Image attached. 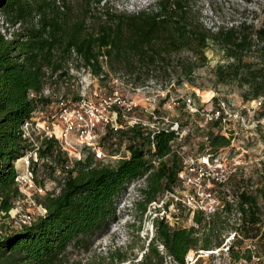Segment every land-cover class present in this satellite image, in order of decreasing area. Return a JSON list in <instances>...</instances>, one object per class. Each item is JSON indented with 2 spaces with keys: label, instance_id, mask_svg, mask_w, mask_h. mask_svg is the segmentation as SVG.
Instances as JSON below:
<instances>
[{
  "label": "trees",
  "instance_id": "trees-1",
  "mask_svg": "<svg viewBox=\"0 0 264 264\" xmlns=\"http://www.w3.org/2000/svg\"><path fill=\"white\" fill-rule=\"evenodd\" d=\"M90 1L85 0L80 15L73 16L72 9H61L57 0H0V12L10 22L22 25L11 40L0 34V210L7 211L18 196L14 162L26 149L19 127L41 102V98L28 97V92H38L65 66L71 47L85 62L93 60L95 72L100 69L97 56L104 49L108 67L125 72L134 84L150 78L170 81L173 76L177 82L187 79L194 83L195 71L207 63L206 49L215 43L225 58L213 68L215 80L245 87L241 94L245 101L264 96V0L258 2L262 15L254 11L249 22L215 30L200 22L190 0H158L150 12L106 24L114 17L109 14L88 25L85 16L90 13ZM47 68L51 74L46 73ZM122 133L130 134V154L114 165L90 166L91 157L77 161L76 172L59 192L41 197L47 208L44 217L0 237V264H122L127 260L116 246L100 261L68 262L67 255L69 246L88 248L117 221L118 199L131 180L143 177L133 201L142 213L165 189H172L177 179L180 159L171 150L172 133L160 131L152 140L137 127ZM208 138L213 151L229 144V138L220 134ZM47 147L50 150V144ZM260 195L264 207V187ZM243 199L255 203L251 196ZM245 214L256 226L255 211L251 208ZM219 219L207 222L195 213L194 221L204 226L200 236L195 226L172 227L153 216V234L141 258L131 264H186L190 250L212 247L210 237ZM260 234L257 239L264 251V226ZM256 236L257 232L252 237ZM234 242L241 245L242 240ZM250 255L246 249L229 251L233 263Z\"/></svg>",
  "mask_w": 264,
  "mask_h": 264
},
{
  "label": "built area",
  "instance_id": "built-area-1",
  "mask_svg": "<svg viewBox=\"0 0 264 264\" xmlns=\"http://www.w3.org/2000/svg\"><path fill=\"white\" fill-rule=\"evenodd\" d=\"M21 29L20 22L12 23L0 12V34L5 40H11ZM68 53V61L62 69L56 70L38 92L33 90L28 92L30 98L52 96V104H55V109L45 115L43 109L37 106L19 127V134L26 144V149L14 162V182L18 196L13 199L11 207L7 211L0 210V237L5 236L11 230H21L38 218L44 217L47 214V208L40 200L41 197L47 193H58L65 180L70 176L72 169L75 168L77 161L83 162L87 157H91L93 161L90 166L96 165L94 160L96 154L99 156L100 153L97 146L98 140L105 134V131L120 132L137 127L145 131L151 140L160 131L172 133L174 136L170 141L171 150L181 162V168L176 175V185L167 190L161 199L150 203V205L157 204L159 207V211L154 216L163 219L172 227H175L179 214L183 210L189 212L191 216L198 213L207 222L215 217H220L222 220H229L232 217L234 222H231L230 232L224 242L214 250L200 249L198 251L207 253L220 251L229 256L231 248L246 249L250 251L251 255L241 257L236 262L237 264H264V251L252 243V240L258 236L251 238V242L245 246L237 245L234 242L237 239H243L240 235L242 221L245 218V212L251 208L255 211L258 220L256 223L257 232L260 234L264 226V208H261L260 202L254 198L251 199L255 202L252 205L250 201L239 200L232 194L229 182L236 171L235 164L237 162L228 163L221 148L201 154L189 153L185 139L191 135L190 127H182L177 119L155 113L156 102L166 95L163 90L165 84L150 78L149 82L156 86L155 92L150 93L147 89L148 80L137 85L129 81V76L121 71L116 74V78H112L111 82L114 88L108 94L93 90L94 96H90L89 91H91L94 79L106 78L109 71L106 53L100 51L97 56L100 62V69L97 72L94 71L93 60L85 62L74 47H71ZM46 73L51 74L48 68ZM120 79H126V86L131 91L142 95L141 103L134 98L126 99L128 93H122L118 87ZM48 81H62L65 84L67 81L73 82L77 88L76 96L70 100L63 92L56 94ZM46 88L48 89L46 90ZM62 89L63 87L61 89L59 87L57 91H62ZM46 91H48L47 94L44 93ZM213 97L201 100V104H197L192 96L181 98L170 96L167 101L173 105L179 102L183 103L191 114L201 115L204 124L225 121L232 115L242 122L245 121L240 112H233V103H227L221 99H217L214 103ZM258 103L256 102L250 107L251 109L246 111L254 114ZM138 108L144 109L149 121H144L135 113ZM203 140L209 142L207 136ZM48 144L51 146L50 150H48ZM129 154L130 152L124 157ZM56 155L63 158L59 167L55 169L58 185L56 188H49L46 183L38 181L36 170L42 163L47 162L49 157ZM152 161L155 162V160ZM194 251L198 253L197 250ZM169 259L168 257L167 260ZM186 259L185 257L187 264Z\"/></svg>",
  "mask_w": 264,
  "mask_h": 264
},
{
  "label": "rangeland",
  "instance_id": "rangeland-1",
  "mask_svg": "<svg viewBox=\"0 0 264 264\" xmlns=\"http://www.w3.org/2000/svg\"><path fill=\"white\" fill-rule=\"evenodd\" d=\"M84 1L57 0V4L59 3L61 9L64 6H69L73 11V16H76L80 15V9L83 8ZM156 1L158 0H91L88 6L90 13H87L85 16V24H97L99 17L104 19L109 14H113L111 16L114 17L110 20L111 22H109L108 18L106 24H115L117 20L136 15L141 11L150 12ZM251 1V3H248L246 0H190V5L200 22L207 28L215 30L217 26L239 24L243 20L249 22L254 11L262 15V10L258 8L260 0ZM101 51H104V49H101ZM205 53L208 58L207 63L195 71L194 83H190L187 79L177 82L174 76L170 81L158 80L165 84L163 90L166 95L156 102L155 113L171 119H177L182 127H190L192 130L191 135L185 139V145L187 151L191 154L213 151L208 142L203 140L204 137H209L210 134H220L228 137L229 144L220 148L223 150L222 153L227 158L228 163L237 162L235 164L236 171L229 182L230 191L239 200L243 199L244 195L251 196L260 202L261 208H264L263 199L260 195V189L264 186V96L245 101L241 97L245 87H240L236 83H218L215 80L213 68L217 63H222L225 60L222 49L217 44L211 43ZM120 72V69L109 68L106 78H95L89 95L94 96L93 90L108 94L114 88L111 82L112 78H116V74ZM147 80V89L150 93H154L156 86L150 83L149 79ZM129 81H132L130 77ZM48 83L56 94L63 92L70 100H73L76 96L75 90L77 88L73 82L67 81L65 84L62 81H48ZM59 87L60 89L63 87L62 91H57ZM118 87L122 93H128L127 100L134 98L139 103L143 101L141 94L131 91L126 86V79H120ZM196 92L198 93L196 94ZM44 93L47 94L48 91ZM170 96L179 98L192 96L195 98L197 104H201V100H207L211 96H214V103L217 99L233 103V112H240L245 121L242 122V120L232 115L225 121L207 122L204 124L202 116L191 114L183 103L179 102L173 105L170 101H167ZM52 100V96L41 98L38 107L43 109V114L47 115L55 109V104H52ZM256 102L259 103L255 108L254 114L247 112L246 110L251 109L250 107L255 105ZM135 113L144 121H149L143 108L136 109ZM123 131H105V134L99 138L97 146L100 153L99 156L96 154L94 160L96 165L98 163L114 165L120 158L127 155L129 152L127 145L129 144L130 134L122 133ZM142 134L146 135V132L143 131ZM62 161L63 158L56 155L49 157L47 162L38 166L36 170L38 181L46 183L49 188H56L58 183L55 169L59 167ZM83 162H86V159ZM179 164V168H181V162ZM75 171V168H73L72 172L74 173ZM72 172L70 175L73 174ZM142 180L143 177L135 178L127 184L126 189L117 202L116 214L118 219L111 224L107 232L95 238L88 248L82 246L76 248L69 246L67 248L68 262L76 260L88 262L91 259L100 261L114 246L119 247L121 252H124L128 257L122 264H131L132 261L136 262L141 258V253L153 234L154 228L152 227L151 219L159 211L157 204H147L142 213L139 207L134 205L133 201L137 197V188L142 185ZM176 182L177 180L173 183V186H175ZM175 189L178 190V188ZM167 190L169 189H165L158 199H161ZM193 216L183 210L179 214L175 227L189 228L195 226L198 231L197 233L199 235L202 234L204 226L195 222ZM231 222H234L232 217L229 220H222L220 218L218 222H215L214 233L210 237L212 244L210 249L214 250V248L218 247L217 242H219V246L224 242L225 237L230 232ZM241 226L240 235L243 238L241 244L245 246L251 242L253 234L257 232V227L251 221L249 215L243 219ZM258 237L255 238L256 240H252V243L261 249ZM199 247H197L198 253L194 250L188 252L186 256L187 264H237L233 263L229 256L220 251L207 253L205 251H198L200 250ZM107 260L106 258L105 262H108Z\"/></svg>",
  "mask_w": 264,
  "mask_h": 264
}]
</instances>
